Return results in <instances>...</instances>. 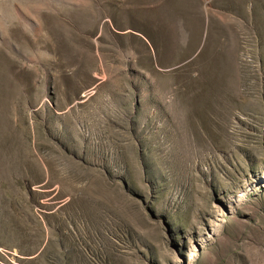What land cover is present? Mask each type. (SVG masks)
Masks as SVG:
<instances>
[{"label": "rangeland", "instance_id": "374dc122", "mask_svg": "<svg viewBox=\"0 0 264 264\" xmlns=\"http://www.w3.org/2000/svg\"><path fill=\"white\" fill-rule=\"evenodd\" d=\"M7 1L0 264H264V0Z\"/></svg>", "mask_w": 264, "mask_h": 264}, {"label": "bare ground", "instance_id": "6f19581e", "mask_svg": "<svg viewBox=\"0 0 264 264\" xmlns=\"http://www.w3.org/2000/svg\"><path fill=\"white\" fill-rule=\"evenodd\" d=\"M3 1H4V3H3V8H4L3 11L7 12V10H8L7 9L8 8V6H7L8 5V1L7 0H3ZM5 20H8V15L6 16Z\"/></svg>", "mask_w": 264, "mask_h": 264}]
</instances>
